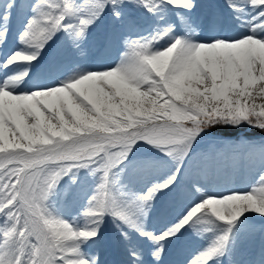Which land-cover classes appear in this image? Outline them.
Returning <instances> with one entry per match:
<instances>
[{"label":"snow or ice","instance_id":"6c2138e0","mask_svg":"<svg viewBox=\"0 0 264 264\" xmlns=\"http://www.w3.org/2000/svg\"><path fill=\"white\" fill-rule=\"evenodd\" d=\"M227 4L246 30L232 35L223 18L209 14L198 25L209 34L208 42L194 43L195 30L185 16L177 13L185 37H177L176 21L166 18L169 6L190 10L192 0H36L34 15L20 33L31 51L14 52L0 64L6 69L0 75V264H98L83 246L97 242L105 216L151 239L156 262L164 242L179 239L189 228L198 236L217 233L189 261L212 264L230 240L234 243L232 228L242 215L264 216L262 171L248 190L216 195L204 194L193 180L189 188L200 197L169 230L157 236L142 226L158 193L182 195L184 162L208 130L247 124L264 132V103H256L257 97L264 99V0ZM129 6L152 15L151 35L132 39L139 25L123 15ZM109 7L128 33L115 68L80 74L77 67L65 82L32 87L27 72L9 75L19 63L36 61L58 32L83 40ZM6 35L0 32V45ZM161 41L167 46L158 48ZM141 141L179 162L175 172L143 193L132 189L122 167ZM224 155L213 145L205 159ZM139 167L148 173L153 165L145 161ZM81 169L95 178V186L80 217L66 221L49 210L48 202L61 178L73 173L75 184L74 170Z\"/></svg>","mask_w":264,"mask_h":264},{"label":"rangeland","instance_id":"374dc122","mask_svg":"<svg viewBox=\"0 0 264 264\" xmlns=\"http://www.w3.org/2000/svg\"><path fill=\"white\" fill-rule=\"evenodd\" d=\"M18 2L19 8H21L23 13L19 18L22 20L21 23L23 25L20 24L17 29V34L19 36L24 30L28 20L34 15L32 9L36 0H18ZM76 2L78 4L83 3V0H76ZM8 5H11L10 0H0V22H2L1 20L6 16V11L8 9L10 13L14 10L13 6L8 8ZM192 8L190 10H168L166 18L168 23L176 21V23H172V26L175 29L177 37L184 36L185 33L183 27H177V20H179L177 13L187 18L192 12ZM16 11L17 9H15V12ZM123 15L125 17L134 18L139 25V31L132 35V39L138 40L153 33L156 26L154 19L143 7L137 8L129 6L124 9ZM127 34L124 23L113 16L112 10L109 7L105 9L104 13L100 15V18L95 20L89 27L83 40L76 41L74 37L70 36L68 33L58 32L40 53L37 60L33 61L31 64L18 68L15 75L23 77L24 75H21V73L25 74V72L31 75L32 79L29 82V86L31 84L32 86L36 84L52 85L65 82L69 78L75 76L76 73L74 69L77 67L82 69L80 74L115 68L124 55L125 47L121 40H123ZM103 35L111 41L112 45L110 44L108 52L102 51L99 55H95V53L92 52V46L94 45V41ZM18 38H13L12 40L18 41ZM115 39H117V41ZM4 42H6V40H4ZM76 43L79 44V48L74 46ZM19 44H22L20 39L18 42H14L9 52L14 53L16 51H22L24 48L21 47L22 49H18L20 48ZM161 46L166 47L167 45L161 41L160 45L157 47L159 48ZM2 50L3 48L0 49V52ZM81 53H83V55H81ZM3 70L5 71V69ZM9 75H12V73H9ZM256 103H264V99L257 97ZM213 145L223 148L225 153L223 158L215 160L205 159V154ZM192 147L193 151L189 154V157L185 160L183 165V176L179 186V192L182 193V195L177 197L175 192L165 194L158 193L152 203H158V205L162 203V206L160 205L159 208V216L153 219L146 215L142 220V224L149 226H151V224L154 226H171L186 207L187 201L190 202L198 199L200 193L193 192L189 188V185L191 181L194 180V176L196 177V174H198V168L202 169V166L199 165L202 161H206L208 165L213 166L218 180L225 179L224 176L226 174H224L223 168L232 165V168L236 170L232 182L234 181V185H246L245 188H247V190L255 184L261 172L264 171V155L261 153V149L264 148V138H246L244 135L237 136L231 140L219 137L210 139L203 138L199 139V142L193 144ZM145 161H150L153 165L148 173L139 167ZM240 161H244L246 164V168L243 170L238 166ZM178 165V161L167 156L160 149L141 141L137 142V144L132 147L128 160L122 167L125 169V174L131 177L132 189L136 192L143 193L147 191V188L150 187L153 182L162 181L170 176L175 172ZM74 174L77 182L75 184L72 182L73 173L63 176L57 185L55 194L48 202L49 210L52 211L54 215H58L66 221L77 220V218L80 217L86 206L89 194L95 186V178L89 175L88 170H74ZM145 177L147 178L145 179ZM210 189L212 190L213 187ZM216 191V194L222 193V191H218V189H216ZM66 192L67 195H65ZM172 201L176 203L175 206H172ZM150 212H152L151 207L148 209L147 214ZM99 232L100 234L96 239V243L90 241L83 246V250L88 256L95 255L98 257V264H102L101 254L104 253L106 247H109L110 243L112 244L115 241H118L122 246L126 244L136 246L137 256L130 255L131 260L128 261L129 264H158L152 256V253L156 251L157 245L154 244L151 239L142 235L140 231L131 230L122 225L119 221L114 220L113 217L105 216L103 223L100 225ZM214 234L215 233H206L204 236H198L189 228L179 239L173 237V243L170 244L168 241L164 242L165 251L161 256H165L168 251L172 249L174 243H179L180 249L182 250L181 253H179L181 257L179 261L174 264H181L183 260L194 256L195 251L200 248V246L208 242L210 243L211 237H215ZM155 235L158 236V234ZM232 235L234 237V243L230 240L224 254H239L241 256L252 247L264 244V216H259L254 212L245 213L236 221L235 226L232 228ZM95 244H100V247L97 248L94 246Z\"/></svg>","mask_w":264,"mask_h":264},{"label":"bare ground","instance_id":"6f19581e","mask_svg":"<svg viewBox=\"0 0 264 264\" xmlns=\"http://www.w3.org/2000/svg\"><path fill=\"white\" fill-rule=\"evenodd\" d=\"M192 2H193V11L187 17L191 27L195 30V35L192 36V42H194V43H207L208 42L207 37L209 34L206 31H204L202 28L198 27V25L209 14H215V15H218L221 18H223L224 21L226 22V24L229 26L230 34H232V35L239 34L240 32L246 30L243 28V26L240 24V21L237 19V16L239 14L237 12H234L231 8L228 7L227 0H192ZM169 10H172L171 6H169ZM173 16H174V14H173ZM173 16H172V19H173ZM7 20H8V17L6 18V22H7ZM177 22L179 23V20H177ZM2 25H0V32H6V34L9 33V28L2 27ZM19 25L20 24L18 22H15L14 27H13V32L11 33V35H13V34L17 35V37H19V39H20V35L18 36V34H17V29H18ZM181 37H185V33H184V36H181ZM11 38L9 41L5 38L6 42H4L2 45H0V47H5V45L7 44L6 47L4 48V52H5L4 58H3L2 54L0 53V62L2 60H5V56H7V58H8L12 54L11 52H9L10 49H12L13 44H14V41H12ZM122 39H123V36H122ZM101 40H102V38L98 39V44H96V46H94V49L95 48L98 49L102 46ZM115 40L117 41V39H115ZM121 41H123V40H121ZM110 44H111V41H109L108 45L110 46ZM8 46H9V48H8ZM19 46H20V48H18V46H17L18 49H22L21 47H23L24 49H22V51H16V52L28 53L31 51V49L26 48L23 44H19ZM114 46H115V44H114ZM7 58H6V60H7ZM26 64H27V62H21L14 67L16 69H18V68H21L22 66H24ZM5 71H6V69H5ZM2 74L3 73L0 72V75H2ZM13 74H16V72L12 73V75ZM21 75H24V73H21ZM36 85H38V84H36ZM240 157H241V155H240ZM238 166H239V168H241L240 164H238ZM201 168L203 169V171L198 170V174H200V175H196V177H194V180L198 182V185L200 188H206V187H208L209 182L212 181L211 173L209 172V168H208V162L207 163H206V161L202 162ZM227 171H228V173H233V175L236 173V170L233 169L232 167L228 168ZM240 171H241V169H240ZM201 174H203V175L201 176ZM233 175H232V177H229V178L226 177L223 180L216 181L217 188L215 187V189H213V190H206L204 192V194L216 195V193H217L216 189H218V191H222V193H228V192H232V191H246L247 190V188H245L246 185L245 186L234 185V181L232 182ZM227 180H229V181H227ZM223 183H224V185H223ZM252 183H253V181H252ZM189 200H191V199H189ZM188 203H189V201H187L186 204L188 205ZM157 205H158V203L152 204V206H151L152 212L147 214V217H150L153 219L157 218V215H156L157 214L156 208L158 207ZM259 216H261V215H259ZM247 217H249V216H247ZM144 218L145 217H143L142 220ZM142 225H143L144 231H146V232L149 231V233H152L153 235H155V234L159 235V234L170 229V226H167V227L162 226V225L161 226H154L152 224H151V226L146 225V224H142ZM208 245H209V243L200 246V248H198L195 251V255L199 251H202L204 248H206ZM94 246H96L98 248V247H100V244H95ZM177 250H178L177 255L174 256L173 261L170 264H174L177 261H179V258L181 257V255L179 253H181L182 250L180 249V247L177 248ZM112 251H115V256H116L119 264H129L128 261L130 260V255L137 256L136 246L127 245V244L125 246H122V244H119L118 241H115L114 243L111 244V247L106 248L104 253L101 252L102 253L101 258H102L103 264L106 261V259H108V258H110L111 262L113 261L112 255H111ZM261 253H262L261 257H259L257 254H254V256L250 257V258H247L245 256H240L239 254H237V255L236 254L235 255L228 254L225 264H264V248L261 250ZM194 256H191L190 258L183 260L181 264H189V261ZM223 260H224L223 256L220 255L217 257L216 260H214L212 262V264H214V263L220 264Z\"/></svg>","mask_w":264,"mask_h":264},{"label":"trees","instance_id":"16d2710c","mask_svg":"<svg viewBox=\"0 0 264 264\" xmlns=\"http://www.w3.org/2000/svg\"><path fill=\"white\" fill-rule=\"evenodd\" d=\"M241 128L242 126H240L239 128H233L230 126H217L214 129H210V130L218 132V133H222V134H234L236 131H238ZM254 133L256 135H264V132H261L260 130H254Z\"/></svg>","mask_w":264,"mask_h":264}]
</instances>
